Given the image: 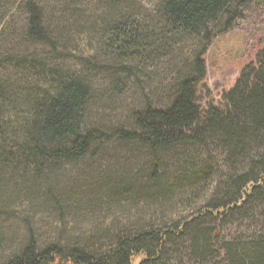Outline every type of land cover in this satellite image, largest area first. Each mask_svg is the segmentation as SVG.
<instances>
[{"label":"rangeland","instance_id":"rangeland-1","mask_svg":"<svg viewBox=\"0 0 264 264\" xmlns=\"http://www.w3.org/2000/svg\"><path fill=\"white\" fill-rule=\"evenodd\" d=\"M0 1V91L18 101L8 104L0 92L7 131L27 115L19 94L48 90L57 72L89 85L82 114L86 128L138 131L133 113L148 104L166 107L175 81L192 71L195 57L203 52L202 96L219 104L221 93L264 45V0L247 6L237 19L231 11L219 16L198 36L175 42L162 36L149 49L142 44L136 59L126 61L110 47L113 28L121 19L142 20L148 37L163 35L153 15L159 0H64L66 6L59 0H36L53 35L52 47L27 39L20 0ZM17 145L9 134L0 140V264L18 255L30 237L39 250L58 245L98 254L121 233L169 226L232 195L229 164L215 146L182 147L154 157L137 143L113 139L95 142L78 162L38 169L13 159ZM218 228V246L225 254L219 263L202 262L188 237L169 246V264H233L234 255L262 237L264 203L228 213Z\"/></svg>","mask_w":264,"mask_h":264},{"label":"trees","instance_id":"trees-1","mask_svg":"<svg viewBox=\"0 0 264 264\" xmlns=\"http://www.w3.org/2000/svg\"><path fill=\"white\" fill-rule=\"evenodd\" d=\"M259 1L159 0L153 15L161 23L163 35L148 37L144 21L125 18L113 28L110 47L117 50L120 60H135L137 51L143 50L142 44L149 49L162 36L170 42L198 36L219 16L231 11L230 15L237 19L243 9ZM19 2L27 15V39L52 47L53 35L45 26L42 6L36 0ZM58 2L67 5L64 0ZM204 54L195 57L188 75L175 81L173 96L166 107L148 104L133 113L138 131L104 133L86 128L82 114L90 96L89 85L80 77L57 72L49 75L52 81L48 90L37 93L27 89L19 94L18 100L25 104L27 115L21 124L14 125L18 127L7 131L0 116V140L9 134L18 144L13 159L38 169L48 163L78 162L89 154L95 142L113 139L137 143L154 157L182 147L215 146L225 153L229 164L232 195L216 207L206 205L169 226L121 233L108 250L98 254L58 245L39 250L35 239L30 237L18 255L6 264H169V246L188 237L202 262L213 259L219 263L224 259V250L218 246L222 219L245 205L264 203V45L244 65L233 86L221 93L219 104L209 103L202 96L206 78ZM1 99L8 104L18 102L5 93ZM233 260V264H264V230L249 250L241 249Z\"/></svg>","mask_w":264,"mask_h":264}]
</instances>
